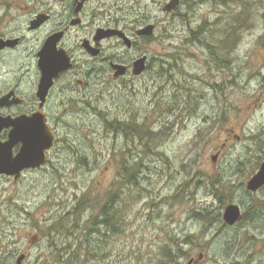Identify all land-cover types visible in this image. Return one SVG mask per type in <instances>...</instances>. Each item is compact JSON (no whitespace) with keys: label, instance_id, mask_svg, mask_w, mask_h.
I'll list each match as a JSON object with an SVG mask.
<instances>
[{"label":"rangeland","instance_id":"rangeland-1","mask_svg":"<svg viewBox=\"0 0 264 264\" xmlns=\"http://www.w3.org/2000/svg\"><path fill=\"white\" fill-rule=\"evenodd\" d=\"M164 1L151 0L158 18L156 42L149 47L154 71L124 93L107 82L99 120L91 114L89 123L79 122L69 131L70 140L57 145V169L26 178L20 204L10 202L6 210L14 187L6 192L0 188V264H18L22 255L21 264H62L57 250L65 238L49 230L50 213L56 212L58 220L87 194L92 207L81 217L87 223L96 214L97 198H104L114 181L120 187L123 159L139 164V184L119 199L125 217L122 231L103 243L105 258L91 264H150L163 257L171 238L182 243L187 236H193V243L182 245L187 254L178 258L179 264H264V214L258 216L257 193L247 187L264 154V0H227V5L223 0H188L178 13H167L170 16L162 11ZM13 2L15 8L26 5ZM240 12L247 22L235 25L236 42L225 57L227 68L217 64L218 57L215 63L212 52L197 42L177 59L168 56L188 44L192 28L217 18L221 21L213 39L219 40ZM107 120L138 124L142 131L157 134L146 146L135 132L136 136L107 132ZM230 131L241 136L240 142L234 136L226 140ZM215 180L231 188V203L244 207V212L254 206L255 217L228 225L223 216L231 203H220L216 195L227 192L211 186ZM25 201L29 211L23 213L17 206ZM202 207L215 212L219 221L193 217L192 210Z\"/></svg>","mask_w":264,"mask_h":264},{"label":"flooded vegetation","instance_id":"flooded-vegetation-1","mask_svg":"<svg viewBox=\"0 0 264 264\" xmlns=\"http://www.w3.org/2000/svg\"><path fill=\"white\" fill-rule=\"evenodd\" d=\"M13 1L0 0V188L14 187L6 210L10 202L20 204L26 178L57 169V145L70 140L77 123H89L91 114L99 120L107 82L124 93L154 71L149 47L158 27L151 0H18L26 3L19 8ZM169 1L162 3L163 12ZM150 25L152 33L142 32ZM227 135L226 140H241L233 131ZM45 140L50 147L42 152ZM22 152L33 156L32 165L41 163L21 167L16 160ZM263 162L264 154L258 170ZM255 193L263 218L264 185ZM26 205L17 208L28 212ZM242 208L240 220L257 214L254 206L247 212ZM56 215L51 212L46 221L53 225Z\"/></svg>","mask_w":264,"mask_h":264},{"label":"trees","instance_id":"trees-1","mask_svg":"<svg viewBox=\"0 0 264 264\" xmlns=\"http://www.w3.org/2000/svg\"><path fill=\"white\" fill-rule=\"evenodd\" d=\"M186 1L188 0H184V2ZM194 1L197 4L204 0ZM236 1L241 2L242 0ZM227 2V0H223L224 5H227ZM180 6L175 10V13L179 12ZM242 9L246 11V9H249V7H247V4H245L244 8ZM244 15L242 12L236 15L235 19H237V21H233L234 25H230L228 31L225 30V32H222L221 37L216 41L213 39V36L216 38V31L218 30L219 23L221 21L219 18H217L216 22L206 21L200 24L197 28H192L190 30L191 32L189 36L186 38L188 44L178 47L177 49L179 50L173 54H168V56L172 59H177L181 54H186L185 50L189 47V45L197 42L206 46L209 51L212 52L211 57H213L215 63L217 62L218 57L219 62H217V64H223L225 68H227L229 62H227L225 57L229 56L228 52L236 42V34L234 32L236 31V27L238 25H235L236 23L240 26L246 25L247 19L245 18L246 15ZM184 18L188 23L191 21L189 14H186ZM232 29H234V31H232ZM230 41L232 42L231 45L228 44ZM217 47H219V49H217ZM215 49L218 51V53L216 52V56L214 57ZM222 90H224V88L221 89V91ZM105 129L107 132H114L117 135L123 132H129L132 134L135 132L141 141L144 142V140H146V143H144L146 146L149 145L150 141L155 139L157 134L149 132V130L146 131L145 127V132L142 131L141 125L136 124L135 127H132V125L119 123L116 120H107ZM136 135L133 134L132 136ZM262 145V150L264 151V142ZM81 162L85 163V165L87 164L85 159H82ZM121 165L122 168L119 171L120 179L118 178V180H120V187L117 186L118 181H114L111 187L106 191L104 198H97V202L95 204L96 206L94 207L96 214L93 213L95 215L92 214L93 216L91 215L92 217L87 220V223H85L86 220L82 219L81 217L83 216L84 211L88 210V208L92 207V205L90 204L89 206L90 202L88 203L87 194H84L71 210L67 211V213L64 215L59 216L58 220L53 225H51L49 229L50 231H57L65 238V240L62 242V247H59L57 250L58 260L62 264H91V261H95V259L99 260L105 258L107 250L102 248L103 243H107L109 238H114L122 231L121 228L122 225H124L125 217L123 215V207L119 208L118 202L119 199L123 198V194L127 192L125 191L126 189L131 191L129 189L130 186L133 184H139L140 166L139 164L135 166L130 165L125 159H123ZM211 184V186L214 188L221 186L227 192H220V194L224 195V197H219V195H216L220 200V203L226 206L232 202L231 198L233 195L231 193V188L228 185L220 182L217 183L216 180L212 181ZM192 215L196 219L212 224L219 221V216L208 207L194 208L192 210ZM67 236L69 239L71 238V240L73 239L75 242H68L66 238ZM192 237L193 236H187L186 239L182 240V243H180L179 240L175 238H171V243H168V245L163 249V257L156 261L152 260L150 264H179L178 258L186 256L187 254V251L182 248V245L185 243L192 244ZM73 244L78 245V248L74 249Z\"/></svg>","mask_w":264,"mask_h":264},{"label":"water","instance_id":"water-1","mask_svg":"<svg viewBox=\"0 0 264 264\" xmlns=\"http://www.w3.org/2000/svg\"><path fill=\"white\" fill-rule=\"evenodd\" d=\"M182 0H170L164 7V11L165 12H172L173 10L177 9L180 4H181ZM154 31V25H150L148 26L146 29H144L142 32L144 33H152ZM145 60V57L140 59L137 63V73H141L143 70V61ZM61 63V62H60ZM60 63L58 64V67L60 69ZM39 142H37L36 146H39L38 144ZM50 147V144L47 143V141H44V144H42V152H44L45 148ZM38 159H40L38 157ZM34 158L33 156L29 157L27 156V153L22 152L16 162L21 166V167H30L31 162H33ZM35 164H33L32 166H36L39 165L41 163V160H36V162H34ZM3 171V169H1ZM264 185V162L262 163L260 169L250 178V180L247 183V187L250 191L252 192H256L258 191L262 186ZM242 216V211L239 205L235 204V203H231L229 204L224 212V221L228 224V225H235L238 221H240ZM25 256L22 255L20 256L19 260H18V264H21V261L23 260Z\"/></svg>","mask_w":264,"mask_h":264}]
</instances>
